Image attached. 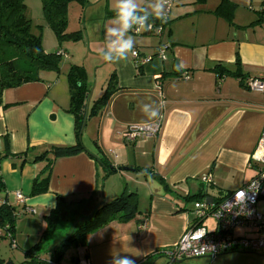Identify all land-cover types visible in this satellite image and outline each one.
Wrapping results in <instances>:
<instances>
[{"label":"crops","instance_id":"0c3cea01","mask_svg":"<svg viewBox=\"0 0 264 264\" xmlns=\"http://www.w3.org/2000/svg\"><path fill=\"white\" fill-rule=\"evenodd\" d=\"M164 1L162 5L166 7ZM231 1L236 5L233 17L238 21L240 9L249 5L256 12L264 0ZM179 2L167 11L166 32L163 29L156 36L144 30L141 34L129 33L140 56L156 55L159 47L168 43L164 59L154 56L141 65L131 52L126 60L117 63L101 59L104 85L114 72L113 86L118 90L97 116L88 118L81 137L85 151L55 160L43 193L31 195L34 178L46 162L30 160L50 146L77 142L75 120L67 112V66H60L59 72L40 71L39 80L4 90L0 106V205L6 201L26 211L16 220L12 240L0 238V264L6 240L16 251L12 255L23 254L29 261L25 252L45 231L44 217L56 207L57 196L65 199L72 210L70 214L82 219L98 205L130 192L137 194L139 213L125 222L113 219L88 234L86 246L77 248L72 263L76 264L83 253L90 264H109L112 254L118 252L135 264H186L170 260L162 252L174 246L194 223V202L216 204L254 175L249 163L264 129V91L247 88L235 76L218 78L213 68L221 63L234 70L238 56L244 79L264 80V23L230 24L214 13L220 0H198V5L191 7L192 3ZM137 3L151 13L157 0ZM114 4L115 0H105L100 16L98 12L92 15L103 19L104 33L115 16L110 14ZM183 15L188 17L189 27L174 28ZM49 30L42 38V46L46 52H58L61 44ZM176 65L180 71L175 70ZM87 85L91 89V80L87 79ZM94 89L95 85L91 99ZM145 105L149 106L148 112L142 111ZM153 109L158 111L155 118ZM159 118L161 128L155 137L131 142L122 137L129 125ZM87 130L88 137L83 142ZM20 153H25L24 163L23 157L17 156ZM92 155H102L106 166ZM110 165L115 168L112 172L107 171ZM207 173L212 179L209 184L201 181ZM18 194L23 197L21 203ZM144 219L146 224L140 227ZM207 221L206 218L201 224L208 231L214 230L216 223L210 229ZM67 222L72 224V220ZM55 234L38 253L39 259L47 263L53 247L63 238ZM206 257L209 256L186 259Z\"/></svg>","mask_w":264,"mask_h":264},{"label":"trees","instance_id":"16d2710c","mask_svg":"<svg viewBox=\"0 0 264 264\" xmlns=\"http://www.w3.org/2000/svg\"><path fill=\"white\" fill-rule=\"evenodd\" d=\"M84 1L41 0L44 19L55 34L59 44L66 40L76 41L82 37L80 30L67 31V26L70 3L78 2L84 6ZM235 9L236 5L231 0H220L214 13L217 16L226 18L230 24H234L232 17ZM110 14L115 15V11H111ZM256 14H258V18L252 22L253 26L264 23V1L261 2L260 10L256 11ZM148 23H153L155 26L161 25L164 29L167 20L162 22L154 16H149ZM61 55L60 52H46L42 46L41 36L31 32V18L25 0H0V106L3 105V92L5 89L14 88L29 81H37L39 80V72L43 70L59 72ZM234 64L235 69L230 70L223 64L218 63L213 71L218 78L225 75L235 76L240 79L242 85L246 86L247 78L244 79V74L239 72L240 60L238 56ZM114 80L115 73L113 72L107 80L102 95L97 99H91L87 120L97 115L107 104L110 97L118 90L113 86ZM67 81L69 87L67 112L74 117L77 142L73 145L50 146L30 160L32 163L46 162L45 168L34 178L31 195L47 191L49 174L56 159L74 156L85 151L82 140L79 139L81 125L85 118L86 100L90 92L85 69L79 65L70 66L67 71ZM97 154H100L99 150ZM7 155H11V153L8 152ZM24 155L25 153L17 155L23 157V163L27 161ZM98 156L99 158L97 156L96 158L99 163L106 166V163L100 157L102 155ZM107 171L112 172L114 168ZM0 189H3L1 181ZM19 210L6 201L0 205V230L4 229L5 234L9 232L11 235L10 240H12L15 232L18 218L17 211ZM71 212L72 210L66 205L65 199L57 196L56 207L44 217L47 223L45 231L39 241L25 252V256L29 257V263L49 264V262L39 259L38 253L42 251L43 245L53 236L57 227L69 220ZM138 213V197L135 192L122 193L114 199L98 205L90 216L77 221L75 227L71 228L64 240L53 247L50 261L58 264L68 245H74L76 248L86 246L87 235L105 226L111 220L117 219L125 222L134 218ZM6 225L7 228H5ZM0 238H5V235Z\"/></svg>","mask_w":264,"mask_h":264},{"label":"built area","instance_id":"2783aa9c","mask_svg":"<svg viewBox=\"0 0 264 264\" xmlns=\"http://www.w3.org/2000/svg\"><path fill=\"white\" fill-rule=\"evenodd\" d=\"M178 0H165L167 11ZM152 25L151 29L144 30L153 35H161L163 27ZM134 34H141L132 30ZM169 44L160 46L156 55L140 56L137 49L131 52L134 59H140L138 64L150 61L154 56L161 59L165 58L164 52ZM249 89L264 91V80L249 78L246 80ZM161 128V118L144 124L129 125L122 133L124 140L131 142L137 138L155 137ZM249 167L255 170L250 180L241 187L227 193L218 203H209L206 200L195 201L193 213L194 223L189 226L181 235L178 242L165 249L162 253L170 260H181L186 258L209 256L215 257L219 254L238 250L264 251V212L257 209V203L264 200V129H262L258 144L252 154ZM201 181L205 184L211 183L209 173L202 175ZM19 203L23 202L21 194L17 195ZM26 209L17 211V217L23 214ZM211 217L215 220V228L208 231L201 222ZM146 220L140 223L144 227ZM7 228V225L5 226ZM243 231L244 235L236 233ZM10 238V233L5 234V230H0V237ZM49 264H57L49 261ZM76 264H90L88 257L81 253Z\"/></svg>","mask_w":264,"mask_h":264},{"label":"rangeland","instance_id":"374dc122","mask_svg":"<svg viewBox=\"0 0 264 264\" xmlns=\"http://www.w3.org/2000/svg\"><path fill=\"white\" fill-rule=\"evenodd\" d=\"M162 1L160 3L162 4ZM198 0H181L179 3L181 5L192 3L191 6H195ZM203 1V0H202ZM199 1V2H202ZM195 2V3H194ZM198 2V3H199ZM25 3L28 8L29 16L31 18V32L35 35H40L41 39L46 35V21L43 15L42 2L41 0H25ZM105 5V0L102 2H98L97 0H85L84 6L79 4L78 2H72L68 8V26L67 31H76L80 30L82 37L76 41L66 40L61 44L62 49H58L61 55L60 66H67L69 69L72 65H79L85 69V73L87 79L91 80L92 86L95 85V89L93 92V99H97L98 96L105 90V80L102 81L103 72L105 71L102 67H100V63H102V57L100 55L101 49H104L106 41H105V33L101 31L102 29V20L99 17L93 18L92 15L94 12H98L100 16L99 9L101 10ZM177 4H174L176 7ZM198 5V4H197ZM87 9V11H85ZM185 11V10H184ZM166 7L164 6V13L168 16V12ZM241 18H238V21L232 17L233 23L242 22L243 24L252 25V21L258 18V14L256 12L249 9V5L245 6L243 9H240ZM251 13V14H250ZM184 14V13H182ZM187 16L183 15L181 18H178L176 23L174 24V28L176 29H185V26L189 27V20H187ZM180 21V23L178 22ZM235 21V22H234ZM256 26V25H254ZM165 32L167 31L164 28ZM52 37L57 40L55 34L52 30H49ZM163 31V32H164ZM156 36V35H153ZM46 40V38H45ZM46 42V41H45ZM58 42V40H57ZM64 51V52H62ZM99 66V67H98ZM103 69V71H102ZM68 71V70H67ZM102 86L104 88L102 89ZM98 115V114H97ZM95 115V116H97ZM93 116V117H95ZM91 117V118H93ZM97 130V129H96ZM88 130L83 135V142L87 140ZM95 136V135H94ZM257 209L261 212H264V200H260L257 203ZM78 218L69 214V220H72V224L64 222L59 229L56 230L57 236H62V240H64L65 236L70 232L73 224L76 222ZM207 224L210 229H213L215 220L211 217L207 218ZM58 226V227H59ZM236 233H240L244 235L243 231H236ZM6 246L3 248L4 257L2 264H31L28 260H26L23 254L17 255L14 253L12 255V250L9 246V242L6 240ZM77 248L74 245H68L61 260L58 264H73L72 257L76 254ZM43 251V249H42ZM43 253V252H42ZM49 255L48 253H43V255ZM45 257V256H44ZM48 257V256H47ZM199 260V261H198ZM181 263L186 264H264V251L257 250H238L233 252H227L223 254H219L215 257H206L201 259H185L182 260Z\"/></svg>","mask_w":264,"mask_h":264},{"label":"clouds","instance_id":"9594fccd","mask_svg":"<svg viewBox=\"0 0 264 264\" xmlns=\"http://www.w3.org/2000/svg\"><path fill=\"white\" fill-rule=\"evenodd\" d=\"M115 16L106 26L105 49H101L100 55L105 62L117 63L126 60L130 52H134V37L129 33L135 29L138 33L141 30H149L152 25L148 23L149 16H154L162 22H166L167 16L164 13V6L157 0L152 6V12L148 13L142 8L137 0H115ZM143 13V14H140ZM176 71L180 68L176 65ZM142 111L148 112L149 106L145 105ZM158 116V111L152 110V118ZM109 264H135L128 257H121L119 253H113Z\"/></svg>","mask_w":264,"mask_h":264},{"label":"water","instance_id":"95a60500","mask_svg":"<svg viewBox=\"0 0 264 264\" xmlns=\"http://www.w3.org/2000/svg\"><path fill=\"white\" fill-rule=\"evenodd\" d=\"M91 95H92V88L90 89L89 95H88L87 100H86L85 118H84V120H83V122H82V125H81V130H80V134H79V139H81L82 134H83V131H84L85 126H86V122H87V113H88V110H89V105H90V101H91ZM92 156L96 157L95 155H92ZM108 168H109V170H111V169H113L114 167H112V166L110 165ZM114 169H115V168H114ZM117 169H118V168H117ZM123 169H125V168H123ZM206 199L208 200V198H206ZM79 220H80V219H77L76 222L79 221ZM76 222L73 224L72 229L75 227ZM181 261H182V260H175V262H181ZM48 262H49V261H48Z\"/></svg>","mask_w":264,"mask_h":264}]
</instances>
